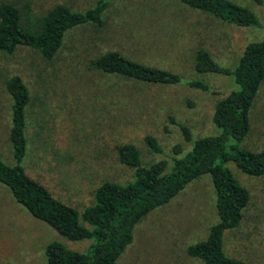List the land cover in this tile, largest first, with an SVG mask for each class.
<instances>
[{
    "label": "rangeland",
    "instance_id": "obj_1",
    "mask_svg": "<svg viewBox=\"0 0 264 264\" xmlns=\"http://www.w3.org/2000/svg\"><path fill=\"white\" fill-rule=\"evenodd\" d=\"M19 10L21 24L35 31L53 4L83 10L92 0H8ZM250 9L257 26H234L190 8L178 0H115L104 12V24L68 30L57 53L43 60L33 49L0 52V160L12 164L8 141L10 97L5 78L21 75L29 91L25 109L27 147L21 165L68 205L80 209L92 202L103 181L124 183L131 169L117 160L115 146L133 144L142 164L159 158L146 147L149 134L167 152L180 141L172 115L189 127L192 137L210 134L214 101L234 88L229 77L198 74L192 69L195 48L231 66L243 45L264 38V0H231ZM116 50L138 62L167 69L182 78L202 79L217 93L182 83H145L101 73L88 59ZM250 130L243 144L264 148V78L253 100ZM243 141V140H242ZM189 145L184 144V149ZM233 174L249 193L238 228L230 233L232 255L264 264V175L247 176L232 165ZM215 220L213 190L206 175L191 181L164 205L149 211L134 226L132 241L113 264H202L184 254L188 243L205 238ZM58 241L80 251L86 240H68L12 198L0 183V264H43V247Z\"/></svg>",
    "mask_w": 264,
    "mask_h": 264
},
{
    "label": "trees",
    "instance_id": "obj_2",
    "mask_svg": "<svg viewBox=\"0 0 264 264\" xmlns=\"http://www.w3.org/2000/svg\"><path fill=\"white\" fill-rule=\"evenodd\" d=\"M92 1V5L83 10L53 4L41 16L36 30L30 31L21 24L18 8L8 0H0V52L9 56L18 47H26L43 60H52L68 30L86 24L103 25L104 12L115 0ZM178 2L234 26L258 25L250 9L231 0ZM87 67L145 83H182L217 93L202 79L182 78L167 69L130 59L116 50L88 59ZM192 69L198 74L226 75L234 85L212 105L210 123L215 131L192 137L186 124L168 115V123L179 130L180 141L165 152L153 136L144 135L148 150L159 156L148 164L141 163L133 144L116 145L117 160L131 169V179L124 183L101 182L93 191L92 202L80 209L55 197L43 182L23 169L21 162L28 144L25 109L29 91L20 74L12 73L5 78L4 89L11 100L7 138L12 164L0 160V183L31 216L68 240L87 241L80 251L66 248L58 241L46 243L43 264H113L131 243L136 223L202 175L208 177L213 190L215 220L205 238L185 245L184 254L199 259L202 264H251L248 259L230 253L229 234L238 228L249 199L247 189L238 182L231 168L234 165L247 176L264 175V148L252 150L243 144L250 130V109L264 78V38L246 42L231 66L214 61L206 49L195 48ZM184 144L189 145L188 149H184Z\"/></svg>",
    "mask_w": 264,
    "mask_h": 264
},
{
    "label": "crops",
    "instance_id": "obj_3",
    "mask_svg": "<svg viewBox=\"0 0 264 264\" xmlns=\"http://www.w3.org/2000/svg\"><path fill=\"white\" fill-rule=\"evenodd\" d=\"M43 249H44V247H43Z\"/></svg>",
    "mask_w": 264,
    "mask_h": 264
}]
</instances>
